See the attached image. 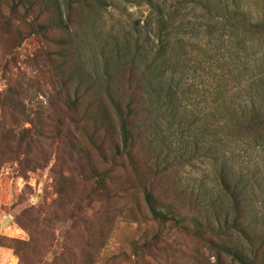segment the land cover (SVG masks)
<instances>
[{
    "label": "trees",
    "instance_id": "16d2710c",
    "mask_svg": "<svg viewBox=\"0 0 264 264\" xmlns=\"http://www.w3.org/2000/svg\"><path fill=\"white\" fill-rule=\"evenodd\" d=\"M112 1L0 0L4 58L34 36L56 45L43 60L47 72L41 64L35 76L14 77L0 91V167L17 163L28 177L55 157L51 171L57 190L52 204L27 207L17 216L27 240L0 236V244L13 249L20 264H264V223L250 220L245 189L225 167L218 180L226 204L188 198L177 183L190 158L167 148L162 138V108L172 93L165 86L170 41L162 6L147 0L158 11L160 29L159 49L148 63L142 65V47L132 39L120 48L114 72L106 68L93 76L83 70L79 56L88 28ZM221 10L215 17L207 5L211 19L222 23L221 36L230 27L251 36L264 33V20L223 5ZM260 70L247 78L262 100ZM35 95L46 102L32 113L27 100ZM227 115L229 126L264 147L262 106L253 101ZM201 141L196 137L191 143L199 147ZM120 216L129 224L149 219L156 229L114 233ZM60 218L79 232L67 233L61 251L53 253L51 221Z\"/></svg>",
    "mask_w": 264,
    "mask_h": 264
},
{
    "label": "rangeland",
    "instance_id": "374dc122",
    "mask_svg": "<svg viewBox=\"0 0 264 264\" xmlns=\"http://www.w3.org/2000/svg\"><path fill=\"white\" fill-rule=\"evenodd\" d=\"M154 1L162 6L163 15L168 19L165 34L170 41L163 66L168 70L165 86L173 94L162 108L166 114L162 138L167 148L177 151L179 156L183 154L185 159L190 158V162L179 171L177 183L187 191L188 198L200 197L201 201L218 200V204H226L228 199L218 180L220 169L225 167L231 179L245 189L251 210L248 214L250 220L262 225L264 147L229 126L227 114L229 109L240 111L251 106L253 101L264 108L263 87L261 100L247 78L252 72L257 73L261 65L264 78V33L251 36L242 29L236 32L230 27L221 36L222 23L211 19L207 5L214 9L215 17L224 13L221 10L223 5L263 21L264 0ZM95 21L88 28V37L81 46L83 56H79L83 70L93 76L103 75L106 68L114 72L120 48L132 39H137L142 47L145 57L142 65L148 63L159 49V14L147 0H113ZM210 29L213 33L208 35ZM53 33L62 34L59 31ZM55 49L56 45L49 46L34 36L26 39L14 56L4 58L0 43V91L6 89L14 77L30 78L38 74L48 52L53 53ZM245 64L248 68L244 67ZM138 67L141 68L140 64ZM44 68V72L49 70L46 66ZM220 93H223L221 98ZM42 102H46V97L35 95L27 100V108L33 113ZM196 137L202 140L199 147L191 143ZM55 161L54 157L47 168L31 171L28 177L21 175L17 163L9 162L0 167V236L28 239L27 232L17 222V216L27 207L52 204L56 200V179L51 171ZM66 218L51 221L50 228L57 243L53 253L61 251L67 233L79 232ZM119 224L121 227L114 233L145 234L156 229L149 219L129 224L120 216ZM0 264L20 263L13 249L0 244Z\"/></svg>",
    "mask_w": 264,
    "mask_h": 264
}]
</instances>
